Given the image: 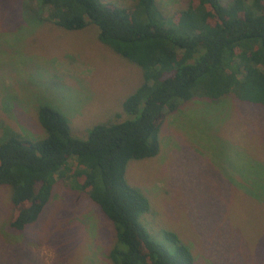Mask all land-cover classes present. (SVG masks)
Instances as JSON below:
<instances>
[{
    "label": "rangeland",
    "instance_id": "obj_1",
    "mask_svg": "<svg viewBox=\"0 0 264 264\" xmlns=\"http://www.w3.org/2000/svg\"><path fill=\"white\" fill-rule=\"evenodd\" d=\"M187 2L155 0L165 16ZM38 11L39 0H0V136L11 129L42 137L41 104L79 138L94 124L126 118L121 102L141 84L140 68L99 43L93 24L64 30L39 21ZM158 139L156 155L128 160L124 172L148 199L138 221L150 238L161 242L162 230L173 231L192 264H264V106L228 94L191 98L162 115ZM9 196L0 185V264H111L114 229L67 170L22 230L8 226Z\"/></svg>",
    "mask_w": 264,
    "mask_h": 264
},
{
    "label": "trees",
    "instance_id": "obj_2",
    "mask_svg": "<svg viewBox=\"0 0 264 264\" xmlns=\"http://www.w3.org/2000/svg\"><path fill=\"white\" fill-rule=\"evenodd\" d=\"M188 2L165 16L155 0L124 7L101 0H39V21L64 30L93 24L98 42L138 66L142 81L121 102L126 118L94 124L83 138L73 136L66 118L46 104L36 109L42 137L3 131L0 185L8 188L13 206L10 228L19 231L35 221L55 176L67 170L73 187L114 229L111 264L193 263L173 231L162 230L156 242L138 221L149 202L125 180V166L157 154L160 118L181 102L228 94L264 106V0Z\"/></svg>",
    "mask_w": 264,
    "mask_h": 264
}]
</instances>
